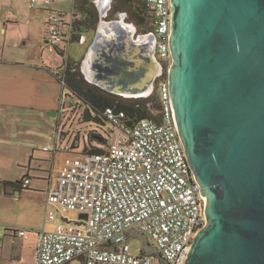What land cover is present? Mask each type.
<instances>
[{
	"label": "water",
	"instance_id": "1",
	"mask_svg": "<svg viewBox=\"0 0 264 264\" xmlns=\"http://www.w3.org/2000/svg\"><path fill=\"white\" fill-rule=\"evenodd\" d=\"M101 14L85 80L149 97L160 71L152 37ZM170 47L174 120L206 199V225L184 264H264V0H171ZM133 237L158 256L145 234Z\"/></svg>",
	"mask_w": 264,
	"mask_h": 264
},
{
	"label": "built area",
	"instance_id": "2",
	"mask_svg": "<svg viewBox=\"0 0 264 264\" xmlns=\"http://www.w3.org/2000/svg\"><path fill=\"white\" fill-rule=\"evenodd\" d=\"M41 1L49 8L41 62L62 84L59 114L63 119L69 111L73 116L79 111V104L65 86L72 65L70 46L80 20L74 13L50 9L53 0ZM37 3L31 0V7ZM144 4L155 27L161 119H132L124 110L105 109L103 116L109 124L105 134L99 133L100 125L85 134L87 140L93 132L100 135L104 143L94 142L92 146L103 152L84 151V146L49 179L48 213L55 206L86 218L75 222L78 231L37 233L34 264H70L75 260L82 264H162L160 258L167 264H184L194 239L206 225V199L187 159L169 94L171 0H145ZM79 41L84 42V38ZM73 116L70 121H74ZM64 126L56 132L55 143L45 146L44 151L61 150ZM71 140L74 144V132ZM30 182L25 176L22 187L29 188ZM133 230L153 242L158 256L143 249L139 254L131 253ZM5 236L27 239L28 233L6 228L0 232V239Z\"/></svg>",
	"mask_w": 264,
	"mask_h": 264
},
{
	"label": "crops",
	"instance_id": "3",
	"mask_svg": "<svg viewBox=\"0 0 264 264\" xmlns=\"http://www.w3.org/2000/svg\"><path fill=\"white\" fill-rule=\"evenodd\" d=\"M93 3L98 9H103L104 0H94ZM65 8V0H53L50 6V9L57 11H65ZM72 8V12L68 14L74 13L80 22L83 21L85 16L82 18L77 0H73ZM48 9L41 0H38L34 8L31 7V0H0V121L2 123L7 116L11 119L31 116L40 121L46 116L57 125L62 119L59 114L62 84L42 66L41 62L45 16ZM83 30L93 32L95 35L96 29L82 26L74 40L81 45H85L88 40ZM81 37L84 38V42L79 41ZM71 62L81 69L82 61L76 63L71 58ZM50 112H57V116H50ZM69 131L71 134L66 137L63 136L65 130L62 133L59 142L61 150L57 152L29 150L26 154H21L22 156L19 154L16 159L18 166L22 168L19 176L12 179L6 177L0 170L2 204L0 225L7 229L25 227L35 233L30 254L16 248V240L19 238L2 237L0 264H34L39 231H78L75 222L78 223L82 216L78 214V221H71L67 218V211L52 206V210L48 213L47 208L50 176L63 170L76 155H74V144L70 143L73 132ZM56 132L53 129L49 131L54 137ZM64 137L68 139L65 141ZM25 176L31 179L27 189L22 187V179ZM7 238L11 240H6Z\"/></svg>",
	"mask_w": 264,
	"mask_h": 264
},
{
	"label": "rangeland",
	"instance_id": "4",
	"mask_svg": "<svg viewBox=\"0 0 264 264\" xmlns=\"http://www.w3.org/2000/svg\"><path fill=\"white\" fill-rule=\"evenodd\" d=\"M112 1H114L115 4L119 6V10L114 13H112V10H109L111 8ZM128 1L130 3V6L127 8V10L131 14V17L126 18L125 16L126 14L123 12L126 10V7H124L123 3H121L120 1L116 2L115 0H104V3H102L103 5L101 4L103 8H105L106 10V14H104L105 16L104 18L106 20H115L122 18L128 23H134V24L139 23L137 15L132 16V13L135 10L137 12V10L140 7L144 8L143 2L145 0H128ZM72 3L73 0H65L66 8L64 9L65 11L62 12L71 13L73 9ZM93 9L96 11L97 18L95 23L92 25V27L96 29L98 22L101 20L102 14H101V9H98L95 5H93ZM82 18H84V15L82 16ZM83 34L88 39L85 45H81L78 42H73L70 46V56L73 59V61L76 63H80L82 61L94 37V33L88 32L87 30H83ZM156 89H157V84L155 85L153 93H155ZM136 99H141V98H125L121 96L115 98L116 102L126 103V104ZM74 102L79 104L78 114L74 112V116H73L72 112L69 111L68 115L67 114L64 115L67 117L63 116L64 118L59 120L58 125L52 119L50 120L47 119L46 116H44L42 121H40L38 118L35 117L33 118L31 116H26V118L24 119H20L19 116L18 118L16 117L14 119H11L10 117L7 116L3 123L0 121V170L4 175H6V177H10L13 179L22 173V168L18 166L16 160L19 154L20 155L21 154L23 155L24 153L26 154V152L29 150H43L45 146H47L48 144H53L55 142V137L49 133L51 129L55 131L59 130V132H61L63 130L64 125L66 127H70V129H68L64 126L66 128L65 129L66 133L63 136L66 137L67 135H70L71 133L69 130H71V132H74V155L76 153H81L83 151V147L87 143V138H85L86 132L92 129H98L97 126L100 125L101 129H98L99 133L105 134L107 128L109 127V124L107 122H101V123L94 121L83 122L84 114L86 112V106L78 98H75ZM92 114L94 115L93 112ZM71 116H73L74 121L69 120ZM61 123H63V126L61 125ZM75 133L79 135L75 136ZM65 137L64 140L66 141L68 138L66 139ZM71 142L72 140H70V143ZM68 150H72V149H68ZM70 152L72 153L73 151ZM1 206L2 204L0 201V207ZM66 215L67 218L71 221H78L79 219V215L74 212H68ZM5 229H6L5 226L0 225V232H4ZM12 229H17V228H12ZM17 230H22L28 233V238L17 239L16 248L23 249L25 252L30 254L35 233L32 230L25 227L18 228ZM6 240H11V239L7 238ZM150 243L154 245L151 240ZM129 247L131 253L136 255L139 254L143 249L144 242L140 237H133L129 239ZM70 264H82V263L79 260H75Z\"/></svg>",
	"mask_w": 264,
	"mask_h": 264
},
{
	"label": "trees",
	"instance_id": "5",
	"mask_svg": "<svg viewBox=\"0 0 264 264\" xmlns=\"http://www.w3.org/2000/svg\"><path fill=\"white\" fill-rule=\"evenodd\" d=\"M94 0H77L78 10L82 15L85 16V19L78 23V30L80 31L82 26L92 27L95 23L97 14L93 9ZM116 2L120 0H115ZM144 3V2H143ZM144 9L145 4L143 5ZM119 6L115 4L112 13L117 12ZM137 18L140 21H143V16L145 15L144 11L140 8L136 12ZM80 37V36H79ZM78 37V38H79ZM65 90L69 92L70 97L74 100L78 98L86 106V112L84 114V121H94V122H105L103 113L106 108L113 107L117 110H124L129 118L140 119V118H152L156 121L161 119V109L159 102V93L156 89L155 93L147 98L136 99L129 103H120L116 102L115 98L119 96L108 93L94 85L89 84L80 69V66L71 65V69L67 74ZM94 113V115L92 114ZM98 142L103 144V138L96 134L92 133L89 136L87 143L85 144V150L92 153H101L102 149L93 147L92 144Z\"/></svg>",
	"mask_w": 264,
	"mask_h": 264
},
{
	"label": "flooded vegetation",
	"instance_id": "6",
	"mask_svg": "<svg viewBox=\"0 0 264 264\" xmlns=\"http://www.w3.org/2000/svg\"><path fill=\"white\" fill-rule=\"evenodd\" d=\"M121 3H123V6L126 7V10L123 11L126 15V18H129L131 17V14L128 12L127 8L130 6V3L128 0H120ZM111 8L109 10H113L114 6H115V2L112 1L111 2ZM140 9L142 11H144L145 15L143 16V21H140L139 20V23H131L135 26V29H136V35L137 36H141V35H148L150 37H152L153 41H154V46H155V43H156V40H155V27L151 21V15L146 11V9L140 7ZM130 10V9H129ZM136 16V10L132 13V16ZM142 33V34H140ZM157 84V81H155V85ZM155 85H154V88H155ZM167 264V263H166Z\"/></svg>",
	"mask_w": 264,
	"mask_h": 264
}]
</instances>
